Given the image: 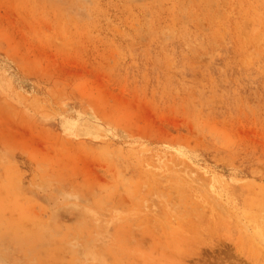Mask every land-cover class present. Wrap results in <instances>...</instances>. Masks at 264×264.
Returning <instances> with one entry per match:
<instances>
[{"label":"rangeland","instance_id":"1","mask_svg":"<svg viewBox=\"0 0 264 264\" xmlns=\"http://www.w3.org/2000/svg\"><path fill=\"white\" fill-rule=\"evenodd\" d=\"M0 264H264V0H0Z\"/></svg>","mask_w":264,"mask_h":264}]
</instances>
